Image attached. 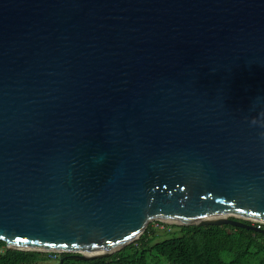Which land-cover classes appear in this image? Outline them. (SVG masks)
Returning a JSON list of instances; mask_svg holds the SVG:
<instances>
[{
    "label": "water",
    "instance_id": "95a60500",
    "mask_svg": "<svg viewBox=\"0 0 264 264\" xmlns=\"http://www.w3.org/2000/svg\"><path fill=\"white\" fill-rule=\"evenodd\" d=\"M149 221L264 235V0H0V240L88 261Z\"/></svg>",
    "mask_w": 264,
    "mask_h": 264
},
{
    "label": "trees",
    "instance_id": "16d2710c",
    "mask_svg": "<svg viewBox=\"0 0 264 264\" xmlns=\"http://www.w3.org/2000/svg\"><path fill=\"white\" fill-rule=\"evenodd\" d=\"M166 227L170 228L165 230V234L172 235L170 238L158 240L153 224H148L139 239L122 250L108 258L88 261L70 259L65 253H58L52 259L45 252L10 250L0 240V264H38L52 260L60 264L63 258L62 264H150L153 256L163 258L168 264H264L261 233L230 225Z\"/></svg>",
    "mask_w": 264,
    "mask_h": 264
},
{
    "label": "rangeland",
    "instance_id": "374dc122",
    "mask_svg": "<svg viewBox=\"0 0 264 264\" xmlns=\"http://www.w3.org/2000/svg\"><path fill=\"white\" fill-rule=\"evenodd\" d=\"M152 222L153 221H149L148 223H147V225L148 224H152ZM253 224H256L255 222H252ZM169 226H171V225H169ZM173 231V229L171 228V232ZM156 232V234L157 235H159L158 236V240H160L161 238L162 239H167V238H170L172 235H169V234H165V232H167V231H159V230H156L155 231ZM163 235H164V237H163ZM161 239V240H162ZM157 240V241H158ZM151 259H152V262H150V264H168L163 258H161V257H157V256H153V257H151ZM38 264H57V261H44V262H39Z\"/></svg>",
    "mask_w": 264,
    "mask_h": 264
},
{
    "label": "built area",
    "instance_id": "2783aa9c",
    "mask_svg": "<svg viewBox=\"0 0 264 264\" xmlns=\"http://www.w3.org/2000/svg\"><path fill=\"white\" fill-rule=\"evenodd\" d=\"M152 224H153V228H154L155 230H159V231H161V230H162V231L167 230V231H169V229H170V228L166 227V226H169V224H167V223H165V222H161V221H153ZM45 253L50 254V257H51L52 259H55V258H56V255L58 254V253H56V252H45Z\"/></svg>",
    "mask_w": 264,
    "mask_h": 264
},
{
    "label": "bare ground",
    "instance_id": "6f19581e",
    "mask_svg": "<svg viewBox=\"0 0 264 264\" xmlns=\"http://www.w3.org/2000/svg\"><path fill=\"white\" fill-rule=\"evenodd\" d=\"M232 216H236V215H233V214H231ZM236 217H239V218H243V217H240V216H236ZM243 219H245V220H250V219H247V218H243ZM250 221H252V222H257V221H254V220H250ZM264 224V223H263ZM86 255H92V254H95V252H87V253H85Z\"/></svg>",
    "mask_w": 264,
    "mask_h": 264
},
{
    "label": "clouds",
    "instance_id": "9594fccd",
    "mask_svg": "<svg viewBox=\"0 0 264 264\" xmlns=\"http://www.w3.org/2000/svg\"><path fill=\"white\" fill-rule=\"evenodd\" d=\"M253 123H255V121H253Z\"/></svg>",
    "mask_w": 264,
    "mask_h": 264
}]
</instances>
